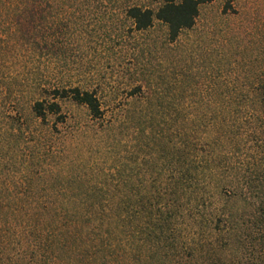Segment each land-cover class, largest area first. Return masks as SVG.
<instances>
[{
    "label": "rangeland",
    "instance_id": "rangeland-1",
    "mask_svg": "<svg viewBox=\"0 0 264 264\" xmlns=\"http://www.w3.org/2000/svg\"><path fill=\"white\" fill-rule=\"evenodd\" d=\"M128 5L155 8L150 0H54L19 19L20 32L36 43L28 45L35 63L1 70L7 78L0 86L15 89L28 69L30 86L94 92L103 117L62 101L64 120L39 122L28 115L25 85L12 98L0 95L1 180L20 185L29 174L39 189L60 191L41 192L49 199L79 195L64 187L114 185L120 174L146 183L188 115L211 122L217 105L247 102L253 89H264V0L201 4L193 28L173 42L159 22L136 31ZM218 261L233 264L235 255L222 251Z\"/></svg>",
    "mask_w": 264,
    "mask_h": 264
},
{
    "label": "trees",
    "instance_id": "trees-1",
    "mask_svg": "<svg viewBox=\"0 0 264 264\" xmlns=\"http://www.w3.org/2000/svg\"><path fill=\"white\" fill-rule=\"evenodd\" d=\"M53 1L0 0V83L7 78L1 70L35 63L28 45L36 43L20 32L19 19L37 3ZM150 1L155 8L128 5L125 16L138 32L161 23L173 42L211 0ZM29 72L15 89L0 86V95L12 98L25 85L31 119L64 120L62 101L85 108L93 119L103 117L94 92L40 81L30 86ZM247 96L244 103L217 105L211 122L188 115L165 164L153 165L146 183L135 185L117 172L114 185L64 187L61 192L79 195L49 199L40 194L60 191L39 189L29 174L20 185L5 175L0 264H227L218 261L222 251L233 253L235 264H264V89Z\"/></svg>",
    "mask_w": 264,
    "mask_h": 264
}]
</instances>
